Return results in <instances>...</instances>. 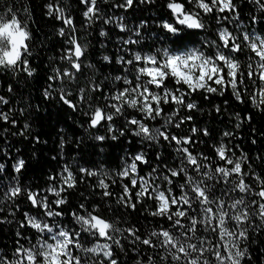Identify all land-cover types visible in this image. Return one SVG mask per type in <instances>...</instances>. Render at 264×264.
<instances>
[{"label": "snow or ice", "instance_id": "obj_1", "mask_svg": "<svg viewBox=\"0 0 264 264\" xmlns=\"http://www.w3.org/2000/svg\"><path fill=\"white\" fill-rule=\"evenodd\" d=\"M78 3L85 33L91 35L89 29L100 21L123 35L116 37L115 52L102 54L103 64L97 67L99 62L89 59L91 41L78 35L65 0H47L43 15L61 23L55 34L62 41L56 56L49 57L51 68L46 66L42 103L62 104L76 114L100 153L105 143L128 134L139 138L141 147L124 149L116 169L105 170L102 164L74 168L64 162L48 172L45 186L26 184L30 160L39 159L35 146L47 140L31 132L27 121L22 129L10 131L7 125H17L13 110L0 107V132L31 137L33 147L26 159L19 148L13 153L15 145L7 136L0 141V236H11L13 245L9 252L0 242V264H127L120 256L129 252L136 254L135 264H264V174L253 169L239 144H231L233 130H223L209 150L197 151L207 143L204 138H212V130L194 122L196 113L204 111L197 95L204 101L225 97L223 108L213 104L210 110L221 116L229 105L226 94L254 106L256 111L243 117L235 113L236 130L251 124L256 114L264 115V0ZM246 3L261 13L250 10L247 24L242 16ZM103 4L152 15L132 23L125 15L107 14ZM30 19L28 7L5 3L0 10V70L27 87L40 79V65L33 64L38 54H33ZM99 36L111 40L105 27ZM98 43L107 48L106 42ZM104 67L112 71L104 74ZM18 90V84L8 83V93ZM9 103L0 95V106ZM41 107L27 103L19 115L28 109L31 116ZM63 131L58 132L61 160ZM251 134L257 135L255 128ZM82 143L77 139L76 148ZM145 148L153 150L154 159ZM256 160L264 173V155ZM86 178H96L89 185L92 192L79 191L80 202L74 204L70 197L88 183ZM97 191L99 202L91 199ZM134 212L144 217L147 228L139 221L121 226Z\"/></svg>", "mask_w": 264, "mask_h": 264}, {"label": "trees", "instance_id": "obj_2", "mask_svg": "<svg viewBox=\"0 0 264 264\" xmlns=\"http://www.w3.org/2000/svg\"><path fill=\"white\" fill-rule=\"evenodd\" d=\"M45 2H47V0H0V10L4 8L5 3L8 5H13L14 3L17 7H28L31 12L29 27L33 31L34 35L33 44L35 47L33 48V54H38L37 59L33 62V64L34 66L37 64L40 65V68L38 69V75L40 79L39 82H37L35 79H32L31 87H27L23 81H19V78L13 79L11 75L6 74L3 70H0V95H6L10 101L9 105L0 107H2L4 111H8L9 108L13 110L10 115L12 118L17 120V125L16 128H12L11 125H7L10 131L22 129L23 124L27 121L31 125V132L34 134H40L43 140H47V144L35 146L39 159L30 160L29 168L24 179L26 184H39L41 186H45V180L47 178L48 172L59 170L60 166L64 162L73 164L74 168L76 166L98 168L102 164L105 170L116 169L121 163L120 158L125 155L124 149L135 152L141 147V145L137 143L139 138L132 137L131 134H128L126 138H121V141L105 143L103 145L105 152L100 153L99 147H94L96 142L90 138L89 132L85 131L87 126H79L80 120L76 114H73L70 109L62 104L49 105L48 103H42L41 90L42 87L45 86V77L49 74V71L46 70V66L47 69L51 68L52 65L49 62V57L56 56L57 50L60 48L62 41V38L55 34L56 29L62 26L61 23L48 19L43 15L44 9L42 8V5ZM117 2H120V0H108V4ZM65 3L67 4L68 11L71 12L74 22L79 29L78 35L85 36L87 40L91 41L92 46L89 48V59H91L93 63L99 62L97 63V67H100V65L103 64L101 59L102 54L112 55L115 52L116 37L123 34L119 33L118 29H116L114 25L105 26L102 25L100 21H97L94 26L89 29L91 35H88L82 28L83 6L79 5L78 0H65ZM102 8L107 14H114L117 16L125 15L126 20L132 23H138L140 19L152 15L151 12L141 11H137L133 15L131 10H129L128 13H124L123 10L109 9L107 4H103ZM250 10H252L257 16L261 15V13L256 9L255 5L246 3L242 12V16L245 17V24L248 23L247 17ZM153 11H156L158 15L161 14L160 9H154ZM21 15L23 16L24 13L21 12ZM100 27H105V29L109 31V35L111 37L110 41L99 36ZM257 27L259 28V26ZM48 37H51V39L49 40ZM194 39H198V37H194ZM41 42H43V47H41ZM98 42H106L107 48L101 49ZM102 71L104 74H107L108 72L112 71V68L104 67ZM115 74L116 73H113V75ZM8 83H12L14 86H17L18 84L19 90L15 93H8ZM226 97L229 98V105L227 106V111H225L222 116L217 115L214 111L210 110L212 109L213 104H219L223 108V100L225 97L213 96L210 97V101L201 100L199 95L194 97L204 109L203 113H196L197 120L194 122H198L199 127H208L212 130V138H204L207 143L198 145L196 150H209L211 143L216 140L223 130H233L236 132V138L231 140V144H239L240 148L243 149V151L250 158V161L253 162V169H255L257 173L264 174L261 172V162L256 160V156L258 154L264 155V137L259 135L260 132H264V115L256 114L251 124L246 122L239 130H236L233 128V125L239 121L235 119V113L240 112V115L243 117L247 115L249 111L255 112L256 110L254 106L250 104H239L230 97V94H226ZM27 103H31L33 105L41 103V111L39 113L32 112L31 116H29V110L26 109L23 116L19 115L20 108L25 107ZM45 109H47V111H45ZM70 115L74 116L75 119L69 120L68 116ZM184 127H188V125H185ZM61 128L64 129V131L60 133V135H63L66 141L62 153L64 157L63 160H61V156L59 154L60 149L58 132ZM252 128H255L257 131V135L255 137H253L251 134ZM99 134H103V131H101ZM4 136H7V140L15 145L13 148V153L15 152V148H19L26 159L31 156L33 151L31 137H29L28 140H24L22 137L11 136L0 132V141L3 140ZM77 139L83 140V143L79 149H77L75 145V141ZM252 139H256L255 144L251 142ZM128 140H132L133 143L129 145ZM17 141L22 142L16 143ZM109 143L116 146L109 147ZM145 150L147 151V154L154 159L153 150L148 148H145ZM156 150L162 151V149ZM237 154L239 155V151ZM54 155L57 157L55 161L50 159ZM10 164L11 161L8 162L7 166H10ZM86 179L88 183L80 184L79 190L76 192V194L70 197V200H72L74 204L80 202L79 191H85L86 195L92 192V188L89 185L94 183L96 178ZM91 199L99 202V191H97V193L94 194ZM113 207H115L114 204ZM138 221L140 224H143L145 228L148 227L147 221L144 219V217L135 212L127 218V223L122 224L121 226L126 227L130 224H136ZM0 242L8 245V249H6V251L10 252L13 246L12 237L7 235L0 236ZM122 242L126 243L123 240ZM144 251L146 255L149 254V250L144 249ZM135 255L136 254L132 252H129L127 256L121 254L120 259L126 260L127 264H135V259H133Z\"/></svg>", "mask_w": 264, "mask_h": 264}]
</instances>
